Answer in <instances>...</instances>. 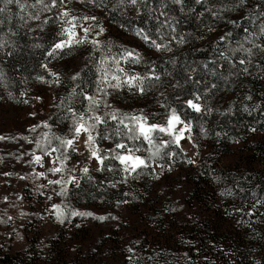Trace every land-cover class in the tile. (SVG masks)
<instances>
[{"label": "trees", "instance_id": "1", "mask_svg": "<svg viewBox=\"0 0 264 264\" xmlns=\"http://www.w3.org/2000/svg\"><path fill=\"white\" fill-rule=\"evenodd\" d=\"M31 2L36 4V0ZM243 2L249 3L248 0H140L132 14L130 8L125 11V2L109 0L107 9L113 25L139 29L148 37L143 43L148 48L143 45L125 48L117 37L110 35L102 36L98 45L75 44L71 49L75 56H83V60L79 71L69 76L55 62L57 57L63 58L66 48L50 55L54 46L63 40L59 22L53 23L43 16L46 11H40L38 4L35 8H29V4L23 10L15 3L6 6V11L0 14V98L11 99L20 106L29 105L32 86L41 85L54 100L49 114L36 118L32 122L34 128H25L32 139L36 137L31 141L37 150L57 147L59 141L53 137L70 136L75 119L71 110L79 114L80 107L88 103L84 96L101 99L104 94L99 89L104 88L111 96V104L102 105V116L116 112L119 118H125L127 109L123 108L129 106H123L128 101L124 97L133 92L137 107L141 108L140 116L146 117L149 108L144 99L146 95L156 97L162 112L169 115L175 110L190 126L191 140L198 151V161L191 163L168 134L154 132L151 144L143 138L129 140L123 125L104 116L107 124L98 126L96 131L107 135L115 144L123 142L129 147H139L147 167L130 174L115 159L119 149L101 150V156L106 158L102 168L89 170L76 186H70L62 194L61 201L68 205L67 213L59 219L52 218L56 227L51 231L52 238L61 235L62 227H74L79 224L78 220L86 223L100 217L92 213L73 215L78 204L85 206L83 213H90L89 209L96 204L101 207L117 203L140 205L150 195V179L155 175L152 163H158L164 171L163 163L171 161L172 171L188 168L191 172L185 179L198 197H195L198 208L222 209L232 221L227 226L230 228L220 231L224 225L219 213L199 220L197 215L203 214L202 211L179 205L168 195H163L155 209L149 206L146 210L145 205L141 206L143 210L133 212L135 224L151 238L161 236L160 232L171 233L162 244L173 250L170 259L184 252L187 257L182 264H264V171H255L252 167L253 160L264 159V32L261 31L264 22L255 17L257 24L251 23V13L247 20L241 14L246 7ZM258 4L264 8V2ZM0 7L5 4L0 3ZM36 14L39 19L33 18ZM152 41L161 46L159 50ZM126 49L138 54V62L121 59L127 55ZM112 57L120 60L119 67L127 68L128 74L143 79V92L126 85L117 89L101 83L102 70L107 69L111 76L117 67ZM149 68L152 70L147 71ZM189 100L199 104L200 111L191 108ZM146 122L155 123L152 119ZM125 123L130 121L125 119ZM41 133L48 136L51 144H40ZM21 138L20 144H24L26 136ZM102 138L96 135L99 145ZM239 145L245 150V158L241 159L244 167L218 169L230 191V207H223L213 196L211 166ZM204 149L211 153H203ZM0 151L3 160L12 155L2 148ZM63 152L60 149L55 153L58 156ZM175 230L183 232H172ZM220 236L225 238L215 240ZM106 241L103 236L97 239V244L103 247ZM62 254L66 256L67 250ZM15 257L7 253L3 261L15 264ZM63 261L62 258L56 264Z\"/></svg>", "mask_w": 264, "mask_h": 264}, {"label": "rangeland", "instance_id": "2", "mask_svg": "<svg viewBox=\"0 0 264 264\" xmlns=\"http://www.w3.org/2000/svg\"><path fill=\"white\" fill-rule=\"evenodd\" d=\"M29 1L31 2V0H21V3L27 6L32 3H29ZM108 1L64 0L63 3H60L57 0V5L50 7V10H46L47 14L44 13L43 16H47L46 18L52 20L53 23L59 22L58 24L61 26V33L63 34L62 41H67L68 39L63 31L69 27L65 21L71 19V17H76L74 21L77 25L75 31L79 37H84L83 28H90L86 38L87 42L99 41L102 36L110 35L117 37L125 48H132L133 45H143L148 48V46L143 44L147 40H145V36L139 29L135 27L119 28L113 25L110 20L111 15L108 14ZM126 1L125 11L130 8L131 11L129 12L134 14L136 5H132L129 0ZM248 1L249 3L243 2L246 7L241 14L249 20L248 15L251 13L250 22L253 24H257L255 17L264 22V8L258 4L264 2V0ZM32 4L29 8H32ZM40 7L42 8L43 6L40 5ZM19 10L22 9L19 8ZM259 10L262 11L258 13L257 11ZM65 11L69 12L68 17L62 15ZM85 17H95L96 19H84ZM101 28L104 29L102 33H100ZM250 28L253 27L250 26ZM207 31L209 32L210 28ZM137 33H140V35H137ZM66 50L63 58L57 57L55 62L57 68L61 72L63 71L66 74L65 76H69L79 71L83 56H75L74 49L66 48ZM151 52L154 53L153 51ZM48 70L53 74L52 68L49 67ZM127 70V68H124L125 73H130ZM151 70L150 68L147 69V71ZM119 75L121 80L126 79L123 73H119ZM108 79H111V76ZM132 93L124 97L128 101L123 106L129 107L123 108L127 109L123 117L140 116L141 108L137 107V99ZM28 98L31 100L30 104L23 106L11 99L0 98V137H2L0 139V150L2 148L6 152L9 151L8 154H12L4 160L0 157V264H9L3 261L7 253L11 254L12 257L16 256L14 258L15 264H56L62 258L64 260L62 264H182L187 255L184 252H180L178 255L171 254L175 257L170 259L169 254L173 250L162 244L164 239L171 233L160 232L162 233L161 236L155 235L154 238H151L146 235L147 233L143 232L144 229H141V226L135 224V218L132 216L133 212L143 210L141 206L146 205V210L149 206L154 209L157 208L163 195H168L172 201H177L179 205L190 206L192 209L198 208L196 205V198L198 197L192 191L187 179H185L189 177L191 172L188 168L172 171L171 161L169 164L167 162L163 163L166 167L164 171L161 170L162 168L158 163H152L155 175L153 179H150L152 181L149 184L150 195L140 205L133 204L129 206L127 203H117L112 207H101L96 204L94 205L95 208L89 209L90 213L104 217V219H93L86 223L81 221L82 219L78 220L79 224L69 228L62 227L61 235L58 234L56 238L51 237V231L56 229L54 225L55 219L52 218L56 216L59 219L60 215H58V212L63 213V215L67 213L68 205L61 201L65 189L70 186H76L80 182L85 174L83 171L85 167L88 171L99 170L103 164H100L99 161L92 157L89 146L84 142L86 135L83 134L73 148L64 149V152L58 156L55 152L51 155L45 154L46 151L50 152L51 149L37 150L35 144H32L33 142L31 141L36 139V137L32 139L31 134H26L25 128H34L32 126H35V124L32 122L36 118L49 114L54 106V100L48 90L42 89L41 85L32 86ZM100 100L106 102L109 106L111 104L110 94L103 95ZM144 104L149 108L147 113L145 112L147 121L152 119L155 122L153 124L167 126L168 118L171 114L166 115L165 112L161 111V102L156 97L146 95ZM87 107L88 103L81 106L79 112H86ZM101 112H104V110L100 109L98 114L101 115ZM176 114L183 121L179 113L176 112ZM38 126L40 127V125ZM181 129L183 130L182 133ZM72 134L71 132V135L65 138H71ZM159 134L167 135L165 132H159ZM93 135L96 136V132H93ZM177 135L181 136V138L176 143L188 160L191 163L197 162L198 151L191 140L190 126L184 121L182 124L176 125L175 135L170 136L175 139ZM23 136H26L27 140L24 144H20ZM38 139L40 144H47V141H49L45 133L39 134ZM100 143L101 145L95 140L94 145V147L98 146V154L100 156L101 150L109 152V150L116 147V144L108 138H102ZM13 149L15 150L10 151ZM119 150L120 154H124V150ZM202 152L205 154L211 153L205 149ZM33 154L42 157L40 163L32 161ZM141 154V151L135 153L138 156ZM58 157L59 159H57ZM244 158L245 150L242 145H239L233 149L230 155L217 159L215 165L211 166L214 174L213 186L215 192H213V196L223 207H230L228 202L230 191L224 181L225 178L218 173V169L225 167L235 168L236 166L243 168L242 160ZM61 163L64 164V171L53 174L50 169L60 166ZM122 166L123 168L125 167L124 165ZM252 167L255 171H264V159L256 158L253 160ZM27 173H30V175H25ZM129 173L132 174L133 172ZM70 176L76 178L74 183H67ZM54 180H61L62 184L49 183V181ZM56 205H59V209L54 207ZM78 206L75 209V213H83L86 210L85 206L81 204H78ZM212 208L209 207L206 210L198 208V211H202L203 214L198 213L197 218L199 220L206 216L213 218L219 213L222 216L221 224L224 225V228L220 231L228 230L230 227L227 226L232 222L228 218L229 214L222 213V209ZM162 229L166 231L165 227ZM172 232L182 234L183 231L175 230ZM103 236L107 238V241L106 245L101 247L97 244V239L103 238ZM222 238H225V236L214 239L220 240ZM64 250H67L66 256L62 254ZM102 252L103 254H101ZM216 252L217 250L215 249L214 253L216 254Z\"/></svg>", "mask_w": 264, "mask_h": 264}, {"label": "snow or ice", "instance_id": "3", "mask_svg": "<svg viewBox=\"0 0 264 264\" xmlns=\"http://www.w3.org/2000/svg\"><path fill=\"white\" fill-rule=\"evenodd\" d=\"M60 3H63L64 0H59ZM125 2V0H121V3ZM129 2L132 5H136L138 0H129ZM176 2H180V0H176ZM0 3L5 4V7H0V14L4 13L6 11L7 5L17 4L22 10L24 9L25 5L21 3V0H0ZM42 5L43 7L40 9V11H46L50 10V7H55L57 5V0H49V3H45V0H36V4L32 5L33 8L36 7V5ZM64 17L69 16V12L65 11L62 13ZM33 18L39 19V14H36ZM84 19H91L95 20V17H85ZM76 20V17H71V19L66 20L65 22L69 25L68 28H65L64 34L67 35L68 39L67 41H62L60 43H57L53 48L54 54L57 50H63L64 48H71L73 44H83L87 42V34L90 32V28H83L84 37L81 38L76 33L75 29L77 25L74 23ZM104 31L103 28L100 29V33ZM261 31L264 32V26L261 27ZM137 35H140V33H137ZM145 40L148 39V37H144ZM92 43L94 45H98V41L93 40ZM152 44L157 48V50L160 49V45L156 44L155 41H152ZM127 53L126 56H121V59H124L126 62H138L139 56L138 54H133L132 52L125 50ZM128 57H132L131 61H128ZM107 59V58H106ZM113 63L117 65L114 72L111 73V79H108L110 73L107 69H103V74L101 78V83L104 85H107L108 87L112 88H120L122 85H126L129 88L135 87L139 89V91L143 92L144 86H143V79L138 75H128L125 73L124 69L119 67L120 60L116 59L115 57L111 58ZM101 63H104L102 60ZM241 63H244V61H241ZM118 73H123L126 79L121 80L120 75ZM76 77L74 76L73 79ZM150 79V78H147ZM156 79H159V77H156ZM112 81H115V83H112ZM104 95H107L108 93L104 88L99 89ZM84 100L88 101V107L87 111L84 113L77 114L74 110L73 116L75 117L72 127V137L71 138H61V137H53L54 139L59 141V145L57 147L51 148V151H46V155H51L53 152H57L60 149H70L73 148L74 144L80 139L81 135H86L85 144L89 146L91 155L93 158H95L97 161H99L100 164H103L105 157H102L98 154V146H95V140L96 136L93 135V132H96L97 136H102L103 138L107 139L109 138L107 135H104L102 133L97 132L98 126L107 124V120L104 119V116H108L111 120L117 121L118 124L123 125L124 129L127 130L126 134L128 135L129 140H138L140 138H143V140L148 141L149 144L153 142V136L152 134L156 131L159 132H165L169 135H175V127L178 124H182L183 121H181L180 117L176 114L175 110L172 111L171 115L168 118L167 126H159L156 124L148 125L146 122V118L142 116H132V117H125L123 119L119 118L116 112L111 113H104V116L99 115L100 109L103 105V107H109L106 102H103L102 100L90 96L85 95ZM188 105L195 109L196 111H200V106L197 103H193L192 100L187 101ZM125 119L129 120L130 123H125ZM182 133V129L180 130ZM117 134H119V130H117ZM181 136H175L176 142H179V139ZM2 139V137H0ZM48 144H51V141H47ZM37 147L40 148L41 145L38 143ZM117 149L124 150V154L117 153L115 156V159H117L120 164L124 165V171L126 172H136L137 169L141 167H147L146 161L138 155H135L136 152L140 151L139 147H129V145L124 143H117L116 144ZM159 149H157V152ZM59 159V157L57 158ZM67 159V157H65ZM42 160L41 156H35V162L40 163ZM55 163V161H53ZM50 171L53 174L61 173L64 171V164L61 163L58 167H53L50 169ZM85 173L88 172V169L85 167L83 169ZM76 180L75 177L70 176L67 183H74ZM49 183L52 184H62L61 180H54L49 181ZM57 209H59V205L54 206ZM58 215L62 216L63 213H59ZM73 215H92L91 213H73ZM98 219H104V217H98Z\"/></svg>", "mask_w": 264, "mask_h": 264}]
</instances>
